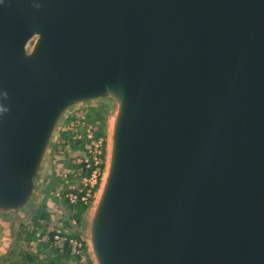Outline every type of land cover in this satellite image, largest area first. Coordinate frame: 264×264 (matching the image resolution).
I'll return each mask as SVG.
<instances>
[{
  "label": "water",
  "instance_id": "water-1",
  "mask_svg": "<svg viewBox=\"0 0 264 264\" xmlns=\"http://www.w3.org/2000/svg\"><path fill=\"white\" fill-rule=\"evenodd\" d=\"M91 107L94 264H264V0H0V259Z\"/></svg>",
  "mask_w": 264,
  "mask_h": 264
},
{
  "label": "rangeland",
  "instance_id": "rangeland-1",
  "mask_svg": "<svg viewBox=\"0 0 264 264\" xmlns=\"http://www.w3.org/2000/svg\"><path fill=\"white\" fill-rule=\"evenodd\" d=\"M107 148L105 109L72 112L56 140L34 208L10 225V245L0 264H94L83 229Z\"/></svg>",
  "mask_w": 264,
  "mask_h": 264
}]
</instances>
